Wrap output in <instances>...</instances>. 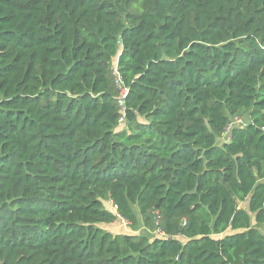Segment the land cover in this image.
I'll return each mask as SVG.
<instances>
[{
	"label": "trees",
	"instance_id": "trees-1",
	"mask_svg": "<svg viewBox=\"0 0 264 264\" xmlns=\"http://www.w3.org/2000/svg\"><path fill=\"white\" fill-rule=\"evenodd\" d=\"M250 215L264 0H0V264H264Z\"/></svg>",
	"mask_w": 264,
	"mask_h": 264
},
{
	"label": "rangeland",
	"instance_id": "rangeland-1",
	"mask_svg": "<svg viewBox=\"0 0 264 264\" xmlns=\"http://www.w3.org/2000/svg\"><path fill=\"white\" fill-rule=\"evenodd\" d=\"M116 65L115 60L113 61L112 67H114ZM247 122V116L245 113L241 114L238 117H234V118H230V122L228 125V129L226 130V132L224 133L222 139H220V141H226L227 137L230 133L231 128L235 127V126H243L245 123ZM126 129L127 126L122 125L121 129ZM104 208L108 211L113 212V208L111 206V204L106 201L103 203ZM239 207L242 208L243 210L247 211V204H239ZM134 213L137 216V211L134 208ZM250 219H251V223L252 226L254 228H256L258 230V232L264 237V224L261 226H256L254 223V219L253 216L250 215ZM134 226H130L129 224L127 225V223L124 220H121V218H117V220L115 222H113L112 224H100L98 225V228H100L101 230H103L104 232L110 233L112 235H116V234H129V233H136V234H145L143 227H142V223L138 218V223L135 227H137L136 230H134L133 228ZM150 236H153V234H151Z\"/></svg>",
	"mask_w": 264,
	"mask_h": 264
},
{
	"label": "built area",
	"instance_id": "built-area-1",
	"mask_svg": "<svg viewBox=\"0 0 264 264\" xmlns=\"http://www.w3.org/2000/svg\"><path fill=\"white\" fill-rule=\"evenodd\" d=\"M112 68H113V75L115 77V84H116V86H117V88L119 90V96L117 98V102L121 106V110H123V108H122L123 102L122 101L125 98V96L127 95L128 91H127V89L122 84V81H121V79H120V77H119V75L117 73V67H116V65L114 67H112ZM118 123L120 125H124V123H125V117H124L123 114H121V116L119 117ZM126 223L128 225V222H126Z\"/></svg>",
	"mask_w": 264,
	"mask_h": 264
}]
</instances>
